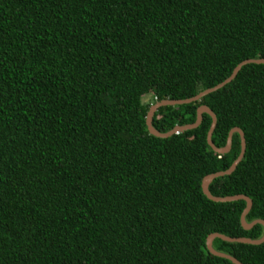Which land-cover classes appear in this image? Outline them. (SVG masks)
Returning a JSON list of instances; mask_svg holds the SVG:
<instances>
[{
  "label": "trees",
  "instance_id": "1",
  "mask_svg": "<svg viewBox=\"0 0 264 264\" xmlns=\"http://www.w3.org/2000/svg\"><path fill=\"white\" fill-rule=\"evenodd\" d=\"M264 59V0H0V264H233L205 237L257 239L243 200L215 202L203 176L239 152H213L210 117L148 133L160 99H184ZM150 93L152 102H142ZM215 115L212 143L244 137L234 169L208 184L243 194L264 220V63L247 62L199 100L160 106V132ZM242 264L259 244L214 238Z\"/></svg>",
  "mask_w": 264,
  "mask_h": 264
},
{
  "label": "water",
  "instance_id": "2",
  "mask_svg": "<svg viewBox=\"0 0 264 264\" xmlns=\"http://www.w3.org/2000/svg\"><path fill=\"white\" fill-rule=\"evenodd\" d=\"M247 62H254V63H264V59L262 58H252V59H245L241 62H239L237 65L234 66V68L232 69L231 73L228 75V77H226L223 81H221L220 83L210 87V88H206L203 89L201 91H199L198 93H196L193 96L184 98V99H160L158 101H155L153 103H151L146 111L145 114V125H146V129L148 131L149 134L154 135L156 137H167L173 133H176L177 131H181L183 129H190V128H194L196 127L199 122L201 121V114L202 113H206L209 115L210 117V124H209V128L207 129L206 132V143L207 145L210 147V149L218 154H222L225 153L229 147H230V142H231V134L233 132H236L239 138V152L237 154V156L234 158V160L231 162V164L224 170H219V171H215L212 173H209L205 176L202 177L201 182H200V188H201V192L203 193V195L215 202H228V201H233V200H243L244 201V207L239 215V222L240 225L244 228V229H248L250 228L252 225L259 223L262 226V234L259 238L257 239H250L248 237H229L226 236L220 232H211L209 234H207V236L205 237V247L207 249V251L212 254V255H216L222 258H226L228 260H230L233 264H242L240 261H238L237 259H235L234 257L225 254L223 252H219L217 250H215L214 248H212L211 246V242L214 238H219L221 240L224 241H228V242H241V243H249V244H259L261 242L264 241V220L262 219H254L250 222H245L244 220V216L247 213V211L250 208V204L251 201L250 199L243 195V194H234V195H225V196H214L212 195L209 190H208V184L210 183V181L217 176L223 175V174H228L230 173L235 165L238 163V161L241 159L243 152H244V137L242 134V131L238 128V127H232L227 135H226V139H225V143L223 146L221 147H216L211 140V133L215 124V115L214 113L205 105H198L196 107L195 110V118L193 120L192 123H187V124H183V125H175L172 128H170L167 131L164 132H160L157 129H155L152 126V116L153 113L157 110V108H159L160 106H165V105H179V104H183V103H188V102H193L196 100H199L202 96H204L207 93H210L212 91H214L215 89H217L218 87L222 86L223 84H225L226 82H228L229 80H231L234 75L236 74L237 70L245 63Z\"/></svg>",
  "mask_w": 264,
  "mask_h": 264
},
{
  "label": "rangeland",
  "instance_id": "3",
  "mask_svg": "<svg viewBox=\"0 0 264 264\" xmlns=\"http://www.w3.org/2000/svg\"><path fill=\"white\" fill-rule=\"evenodd\" d=\"M142 102H148V103H151L152 102V95L150 93L148 94H145L142 96L141 98Z\"/></svg>",
  "mask_w": 264,
  "mask_h": 264
}]
</instances>
